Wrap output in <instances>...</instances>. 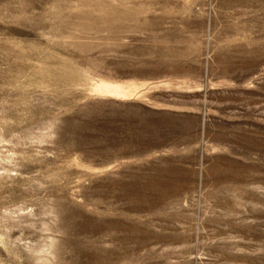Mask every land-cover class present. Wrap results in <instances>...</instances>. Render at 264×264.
<instances>
[{"label":"rangeland","instance_id":"1","mask_svg":"<svg viewBox=\"0 0 264 264\" xmlns=\"http://www.w3.org/2000/svg\"><path fill=\"white\" fill-rule=\"evenodd\" d=\"M0 264H264V0H0Z\"/></svg>","mask_w":264,"mask_h":264}]
</instances>
